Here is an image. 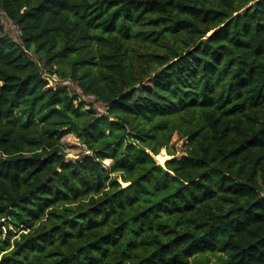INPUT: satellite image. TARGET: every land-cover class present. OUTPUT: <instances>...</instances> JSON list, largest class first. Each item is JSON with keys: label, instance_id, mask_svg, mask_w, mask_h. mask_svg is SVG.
Masks as SVG:
<instances>
[{"label": "trees", "instance_id": "obj_1", "mask_svg": "<svg viewBox=\"0 0 264 264\" xmlns=\"http://www.w3.org/2000/svg\"><path fill=\"white\" fill-rule=\"evenodd\" d=\"M209 255L264 264V0H0V264Z\"/></svg>", "mask_w": 264, "mask_h": 264}, {"label": "rangeland", "instance_id": "obj_2", "mask_svg": "<svg viewBox=\"0 0 264 264\" xmlns=\"http://www.w3.org/2000/svg\"><path fill=\"white\" fill-rule=\"evenodd\" d=\"M1 23L3 25V29L5 31V33H7L10 37H12L13 40H18L19 39V34L20 31L17 28V26L15 24H13L9 19H7L6 17L2 16L1 17ZM48 79V83L49 85H55V82L58 81L57 77L55 75H52L51 77H47ZM69 88L71 90H74L78 93V88L74 87L73 85H70ZM84 99V98H83ZM181 142L178 141L176 143L177 147H180ZM61 146L62 149L65 153V156L67 158H74L76 157L78 154H80L83 149L84 146L78 141V139L72 135V134H66L64 137L61 138ZM180 148L176 151L177 155H180ZM170 156H168L166 154L165 149H161L160 152L155 156V159L157 161L158 164L163 165L164 161L169 159ZM109 160H104L103 164L106 166L108 164ZM2 236L3 234H5V229L2 228ZM209 264H211L216 258L213 255H209ZM189 264H203L202 262H200V259L198 258H191L189 261Z\"/></svg>", "mask_w": 264, "mask_h": 264}]
</instances>
